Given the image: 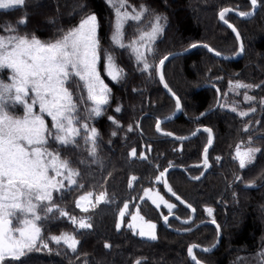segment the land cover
<instances>
[{"label": "trees", "instance_id": "16d2710c", "mask_svg": "<svg viewBox=\"0 0 264 264\" xmlns=\"http://www.w3.org/2000/svg\"><path fill=\"white\" fill-rule=\"evenodd\" d=\"M249 12L248 0H126V11L133 9L144 14L140 21L126 20L123 27V44L113 42L115 9L107 0H25L23 6L0 10V35L35 36L49 43L61 39L88 14L97 16L98 71L110 89L109 102L103 106L102 115H90L91 103L78 78L70 82V91L77 105L80 124L88 123L98 131L96 155H89L90 143L84 134L75 143L60 145L49 141V150L58 152L78 173L76 184L65 181L60 192L53 193V203L60 211L39 214L36 223L41 228L36 250L27 253L20 261L6 260L4 264H192L186 250L190 244L210 247L216 240L214 226L202 225L188 233L169 231L162 224L161 214L168 210L157 209L150 201H140L145 189L158 190L163 197L176 204L173 214L188 219L190 212L168 196L163 184L155 178L170 165L186 168V173L173 170L167 174L168 186L195 209L193 222L182 225L169 218L168 226L187 229L202 220H215L221 229V241L210 253L194 251L205 264H264V0H258L257 11L249 19H238L226 14L242 39L244 51L236 61L213 57L204 48L174 57L162 67L164 80L171 92L181 100L179 116L161 124V131L188 135L199 126H207L214 134V143L207 153L209 170L198 180L204 164L202 151L208 143V133L185 142L175 141L156 133L158 119L175 112V101L162 89L156 65L166 54L187 48L194 43H204L227 56L238 51L232 31L219 23L217 14L225 8ZM160 16L163 31L146 54L152 68L142 71L131 47L143 31L150 30L155 17ZM26 18V23H19ZM15 29L12 32L11 29ZM143 50V49H142ZM111 55L123 70L122 78L112 81L105 71L106 57ZM6 70H0L3 76ZM241 81L259 85L251 89L230 91L229 82ZM220 92L219 105L212 111ZM225 93L227 95H225ZM238 93V94H237ZM254 97L245 102L244 94ZM235 106L236 112L231 111ZM119 107L121 111L116 112ZM255 109V111H250ZM240 111L248 112L241 117ZM201 113L206 115L201 116ZM113 117L117 123L108 118ZM51 128V118L45 116ZM119 125V126H118ZM132 131H129V126ZM247 129V130H245ZM115 132L116 135L112 133ZM260 149L254 161L244 169L234 158L237 146ZM135 149L136 156L129 153ZM150 149V150H149ZM144 152L147 159H141ZM219 157V160H217ZM137 179L129 187L130 177ZM239 177V179H238ZM105 192L107 200L89 207L84 212L76 206V199L84 193ZM129 202L130 212L135 206L147 220L156 224L157 239L151 240L133 234L129 227L116 229L120 207ZM47 203V202H46ZM212 208L209 216L206 208ZM72 217L77 223L73 224ZM80 219L92 227L78 228ZM14 226H19L14 221ZM62 234L72 235L79 241L73 252L61 241L50 238ZM48 247L43 248L42 244ZM110 247L105 248V244Z\"/></svg>", "mask_w": 264, "mask_h": 264}, {"label": "snow or ice", "instance_id": "6c2138e0", "mask_svg": "<svg viewBox=\"0 0 264 264\" xmlns=\"http://www.w3.org/2000/svg\"><path fill=\"white\" fill-rule=\"evenodd\" d=\"M24 3L25 0H0V10L7 11L23 6ZM108 3L115 9L116 16L112 40L120 47H125L123 44L124 22L126 20L140 21L145 10L143 8L140 11L133 9L132 13H129L125 10L126 0H108ZM250 5L255 9L258 0H250ZM232 11H234L232 8L225 7L220 10L218 16L236 33L237 41H239L240 35L237 29L225 19L226 14ZM237 14L241 17L253 15L252 12L245 11H239ZM161 19L160 16H156L150 30L141 32L139 40L128 46L131 47L137 63L142 64L144 72L152 68L146 54L152 52L153 42L163 31ZM19 23H26V18L21 19ZM97 28V16L91 14L81 20L76 28L55 42L45 43L35 36L29 38L20 35H0V70L9 69L12 73L9 77L11 83L0 81V264H4L6 260L20 261L27 253L36 249L37 240L41 234V228L36 222L43 218L39 211L43 210L45 214H48L59 210L53 203V193L64 189L65 181L69 187L76 184L75 178L78 173L70 167L69 161L61 159L58 152L49 150V141H55L60 145L75 143L83 131L85 142L92 145L89 155L92 157L96 155L98 131L95 127H89L87 122L79 123L77 105L73 100L69 85L74 77L78 78L87 92V101L92 105L90 115L95 117L102 115L103 106L109 102L110 89L101 79L97 69L99 46ZM11 31L15 32V29ZM190 47L195 48L197 45L192 44ZM203 47L209 52H214L216 56L221 55L219 51L206 44ZM243 50L241 45L239 51L243 52ZM168 59V56H164L156 66V72L165 88H168V85L164 82L160 69ZM105 71L112 81H118L123 75V70L114 62L111 55L106 57ZM229 85L230 91L233 92L242 88L259 87V85L245 84L241 81L234 83L230 81ZM173 96L176 109L180 110L181 100L174 93ZM253 99L254 97L247 93L244 94L245 102ZM261 103H264V100ZM36 104L39 105L38 113L33 110ZM13 105L23 106L24 116L22 118L10 114L9 109ZM115 111L119 112L121 109L117 107ZM231 111L236 112L237 108L233 106ZM250 111H255V109H250ZM203 115L206 113H201V116ZM239 115L243 117L248 115V112L240 111ZM45 116L51 118V128L46 124ZM108 119L117 123L111 116ZM128 130L132 131L131 125ZM156 131L161 132L159 120L156 124ZM203 131L209 134L208 144L211 145L213 139L211 129L204 128ZM197 132H193L192 135L195 136ZM112 134L116 135L115 132ZM163 134L173 136L170 132ZM179 139L185 138L180 137ZM259 151L260 149L252 147L241 151L238 145L234 158L239 161V167L244 169L246 165L254 161L255 154ZM207 153L208 147L206 146L203 153L205 167L208 166ZM129 156L135 157L136 150L133 149ZM140 158L147 159L144 152L140 153ZM50 171L52 175L49 174ZM167 172L168 169L159 172L155 178L156 182H163L165 190L175 196L181 204H185L194 214L196 209L191 204H186L167 185L165 180ZM136 179L135 176L130 177L129 187L133 186ZM91 196L92 193L80 196L76 206L84 212L89 211L88 207L81 205V201L90 202ZM139 199L141 202L150 201L157 209L161 206L167 209V215L161 214L166 224L169 217L173 215V209L177 206L164 199L159 193L151 194L150 189H145L144 195ZM105 202L110 201L107 200L106 193L101 192L96 197V203L91 206L96 207ZM128 208L129 202L126 201L118 213L117 231L121 228L126 214L125 210ZM59 211L61 216L67 215L66 212ZM205 211L212 216V208H206ZM176 218L179 219V217ZM71 219L73 224L77 223L76 218ZM14 221H17L19 226H14ZM131 221L128 227L138 229V232L134 231L133 234L151 240L157 239L156 224L140 215L139 210L131 215ZM212 223L215 224L216 221L213 219ZM91 227L92 225L86 219L79 220V229L85 230ZM217 230L219 231V225H217ZM50 239L57 244L63 241L73 252L76 251L79 243L74 236L68 234L52 236ZM42 247L47 248V243H43ZM108 247L110 245L106 243L105 248ZM197 247L198 245H191L187 252L195 264H201V261L193 254L194 248ZM209 250L203 249L205 252ZM261 255L264 256V254ZM135 264H140V261L137 260Z\"/></svg>", "mask_w": 264, "mask_h": 264}, {"label": "water", "instance_id": "95a60500", "mask_svg": "<svg viewBox=\"0 0 264 264\" xmlns=\"http://www.w3.org/2000/svg\"><path fill=\"white\" fill-rule=\"evenodd\" d=\"M248 1H249V3H250V0H248ZM233 10H234V11L229 12V13H227V14H232V15H234L235 17H237L238 19H241V20H242V19H249L250 17H252V16L256 13V11H257V7H256L255 9H253V8L251 7V9H250L249 12H252L253 15H251V16H247V17H241V16H239V15L237 14V13H238L237 10H235V9H233ZM219 12H220V11H219ZM219 12H218V13H219ZM217 18H218V21H219L220 24H222L223 26L229 28V27H228V24H226L223 20H220V19H219L218 14H217ZM228 23H230V22H228ZM230 24H232V23H230ZM232 25H233V24H232ZM233 26H234V25H233ZM234 27H235V26H234ZM235 28H236V27H235ZM229 29L232 31L231 28H229ZM237 32H238V30H237ZM232 33H233V35L235 36V39H236V41H237L236 33H234L233 31H232ZM239 35H240V34H239ZM237 43H238V51H237V53H236L235 55H233V56H227V55H224V54H221L220 56H216L214 52H209L205 47H203V45H205L204 43H194V44L197 45V47H195V48H191V47H190L191 45H190V46H188V47L185 48V49H182V50H179V51L170 52V53L166 54L165 56H168L169 59L166 60L165 63H166L167 61H169L170 59L174 58V57H177V56H180V55L188 54V53H190L191 51H193V50L196 49V48H204L209 54H211L213 57H215V58H217V59L228 60V61H236V60L240 59L241 56H242V54H243V52H240V51H239L240 46H241V45L243 46V43H242V39H241V37H240V40L237 41ZM206 45H207V44H206ZM208 46H209V45H208ZM243 49H244V47H243ZM243 51H244V50H243ZM163 57H164V56H163ZM163 57H162V58H163ZM162 58H161V59H162ZM159 61H160V60H159ZM159 61H158L157 65H159ZM165 63H164V64H165ZM157 65H156V66H157ZM162 67H163V66H162ZM162 67H161V69H160L161 71H162ZM161 73H162V72H161ZM157 77H158V79H159L160 85H161L162 89L164 90V92H165L169 97H171V98L175 101V98H174V96H173V93H172L171 91H169V88H165V87H164V84L161 83V81H160V76H159L158 74H157ZM164 82H165V80H164ZM165 83H166V82H165ZM211 86H212V85H211ZM212 87H215V86H212ZM215 89H216V91H217V101H216L214 107H212V108H211L210 110H208L206 113H208V112L214 110V109L219 105V101H220V92L218 91V89H217L216 87H215ZM181 110H182V107H181L180 110L175 109V112H174L172 115H170V116H168V117H164V118L158 119V120L161 122V124H163V123H165V122H168V121H171V120H173L174 118H176L177 116H179V114L181 113ZM158 120H157V121H158ZM157 121H156V123H155V131H156V124H157ZM204 128H208V127H207V126H199V127H197V128L193 131V132H197V130L199 129V131L197 132V134H196L195 136L192 135V133H193V132H192V133H190V134H188V135H176V134L173 133V136H168V137L171 138V139H173V140H175V141H178V142H185V141L191 140V139H193V138H196L200 133L204 132V131H203ZM209 129H210V128H209ZM166 132H168V131H166ZM166 132H163V131H161V132H157V131H156V133H158L159 135H162V136H166V135L163 134V133H166ZM211 132H212V130H211ZM170 133H172V132H170ZM180 137H184L185 139H179ZM212 137H213V139H212V143H211V145H209L208 143H207V145H206V146L208 147V152H209L210 148L212 147V145H213V143H214V134H213V132H212ZM206 146H205V147H206ZM205 147L203 148V151H202V162H200L199 164H196L195 166H201V165H203V153H204V149H205ZM209 168H210V164H209V162H208V166L205 167V168L203 169L202 173L198 176V177H199L198 179H200V178L205 174V172H206L207 170H209ZM165 169H168V172L166 173V177H165L166 183H167V174H168L170 171H173V170H180V171H183V172L186 173V168L183 167V166H178V165H171V167H170V165H169V166L165 167V168L163 169V171H164ZM187 177L190 178V179H193V180H198L197 177H190V176H188V175H187ZM162 184H163V189H164L165 193H166L168 196L172 197L176 202H178L179 205L183 206L185 209H187V210L190 212V215H189V218H188V219H180V218L177 219L176 217H178V216H177L176 214H173V215L170 216L169 218H173V219H175L176 221H178V222L181 223L182 225H189L191 222H193V219H194L195 213L193 214V213L191 212V210H190L188 207H186L185 204H181L179 201H177V200L175 199V196H173L170 192H168V191L165 190V186H164V183H163V182H162ZM167 185H168V183H167ZM186 204H187V203H186ZM185 221H188V222L185 223ZM212 221H213V220H202V221H199L198 223H196L194 226H192V227H190V228H187V229H175V228H172V227L168 226L163 220H162V224H163L164 227L167 228L169 231L176 232V233H181V234H182V233H188V232H191V231L194 230L195 228H197V227H199V226H202V225H211V226H214L215 229H216V232H217V237H216V240H215V242L213 243V245H211L210 247H201L200 245H198V244H194V243L188 245V247L191 246V245H198L197 248H194L193 252H194V251H198V252H202V253H210V252L214 251V250L218 247V245H219V243H220V241H221V236H222L220 227H219V231L217 230V225H218V223L216 222L215 224H213ZM188 247H187V249H188ZM205 248L210 249V250L207 251V252H205V251H203V249H205ZM186 253H187V256H188L189 261H190L192 264H195V262H194V261L191 259V257L188 255L187 250H186ZM201 264H205V263H203V262L201 261Z\"/></svg>", "mask_w": 264, "mask_h": 264}, {"label": "rangeland", "instance_id": "374dc122", "mask_svg": "<svg viewBox=\"0 0 264 264\" xmlns=\"http://www.w3.org/2000/svg\"><path fill=\"white\" fill-rule=\"evenodd\" d=\"M107 2H108V0H107ZM88 15H91V14H88ZM87 15V16H88ZM87 16H85V17H87ZM84 17V18H85ZM83 18V19H84ZM82 19V20H83ZM81 22V21H80ZM80 22L74 27V28H76L79 24H80ZM74 28H72V29H74ZM72 29H70V31L72 30ZM69 32V31H68ZM67 32V33H68ZM66 33V34H67ZM5 36H8V35H5ZM97 64H98V61H97ZM97 69H98V65H97ZM3 70H6L5 72H3L4 73V75L3 76H0V81H3L4 83H11V81H10V79H9V77L12 75V73H11V71L9 70V69H3ZM99 72V71H98ZM102 79V78H101ZM103 80V79H102ZM237 92V91H236ZM235 92V93H236ZM244 99V98H243ZM254 102H255V100H253ZM29 103H31V100H29ZM33 110L35 111V112H39V105L38 104H36V105H34V108H33ZM9 111H10V114L11 115H13V116H15V117H20V118H22L23 116H24V108H23V106L22 105H13V106H11L10 107V109H9ZM247 148H249V147H240V150L241 151H244V150H246ZM253 148V147H252ZM237 149V148H236ZM236 149H235V151H234V157H235V154H236ZM238 161V160H237ZM239 162V161H238ZM49 174L50 175H52L53 173H51V171L49 172ZM150 192H151V194H153V195H155L156 193H159V195H161V196H163L161 193H160V191H158V190H150ZM88 193H84V194H82V195H87ZM99 194L100 193H92V196L90 197V202H85V201H81V205L83 206V207H91V205L92 204H95L96 203V197L97 196H99ZM82 195H80V196H82ZM80 196H78V198L76 199V202H77V200L79 199V197ZM165 199V198H164ZM170 202V201H169ZM170 203H172V202H170ZM124 204V203H123ZM123 204H122V206L120 207V209L123 207ZM119 209V210H120ZM137 210H138V207L137 206H135L133 209H131V212H130V206H129V208L128 209H126L125 210V217L123 218V221H122V223H121V227L122 226H126V227H128V224L129 223H131L132 221H131V215L132 214H135L136 212H137ZM119 213V212H118ZM140 215H141V213H140ZM117 217H118V215H117ZM116 223H117V220H116ZM133 231H137L138 232V229L137 230H134V229H132ZM18 235V234H17ZM138 235V234H137ZM139 236V235H138ZM143 238H147V237H143ZM148 239V238H147Z\"/></svg>", "mask_w": 264, "mask_h": 264}]
</instances>
